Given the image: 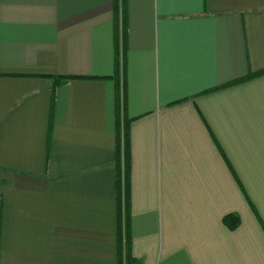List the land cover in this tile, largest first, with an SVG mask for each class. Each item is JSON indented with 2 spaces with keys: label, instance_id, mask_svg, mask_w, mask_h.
Instances as JSON below:
<instances>
[{
  "label": "crops",
  "instance_id": "obj_1",
  "mask_svg": "<svg viewBox=\"0 0 264 264\" xmlns=\"http://www.w3.org/2000/svg\"><path fill=\"white\" fill-rule=\"evenodd\" d=\"M261 70L264 0H0V264H264Z\"/></svg>",
  "mask_w": 264,
  "mask_h": 264
},
{
  "label": "trees",
  "instance_id": "obj_2",
  "mask_svg": "<svg viewBox=\"0 0 264 264\" xmlns=\"http://www.w3.org/2000/svg\"><path fill=\"white\" fill-rule=\"evenodd\" d=\"M124 3V0H122V5ZM120 9H121V3L118 2V4H115V11L118 14V19L120 16ZM120 29L118 28V40L117 42L120 43H124L125 40V32L121 29V33L119 34ZM125 49V46H124ZM120 54V52H119ZM119 60V59H118ZM115 62V71H114V75L113 77L117 78L118 82H117V88H118V94H117V98H118V104L119 107L121 109V100H122V93H121V86H120V82H121V64L120 61ZM124 72V71H123ZM264 70H261L259 72H254L251 73L249 75H247L246 77L234 80L233 82L229 83V84H233V83H237V82H241L244 81L250 77H253L255 75H259V74H263ZM125 74V73H124ZM56 78V86L70 80V79H75V78H89V76H75V75H65V76H55ZM52 127H50L51 129ZM116 153H117V159H116V163L120 168V172H119V176H118V184H119V191L121 192L122 190V180L124 178V182H125V201L127 202V196H128V190L126 192V178L129 172V147H128V132H127V122L124 118V116L122 115V111L120 110V112L118 113V119H117V129H116ZM124 174V176H123ZM122 206L121 204H119V214L121 213V209ZM225 223H227V225H229L230 227L234 228L239 221V217L237 215L234 214H228L225 216L224 218ZM127 227L125 228V242H124V249L121 257H120V264H140L139 260H137L136 258L133 257V255L130 252V241H128V236H127ZM122 242V240H121ZM125 254V255H124Z\"/></svg>",
  "mask_w": 264,
  "mask_h": 264
},
{
  "label": "rangeland",
  "instance_id": "obj_3",
  "mask_svg": "<svg viewBox=\"0 0 264 264\" xmlns=\"http://www.w3.org/2000/svg\"><path fill=\"white\" fill-rule=\"evenodd\" d=\"M118 61H120V58H119V60Z\"/></svg>",
  "mask_w": 264,
  "mask_h": 264
}]
</instances>
